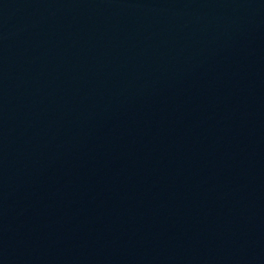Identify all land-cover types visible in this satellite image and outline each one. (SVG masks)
<instances>
[{
    "label": "water",
    "instance_id": "95a60500",
    "mask_svg": "<svg viewBox=\"0 0 264 264\" xmlns=\"http://www.w3.org/2000/svg\"><path fill=\"white\" fill-rule=\"evenodd\" d=\"M0 264H264V0H0Z\"/></svg>",
    "mask_w": 264,
    "mask_h": 264
}]
</instances>
